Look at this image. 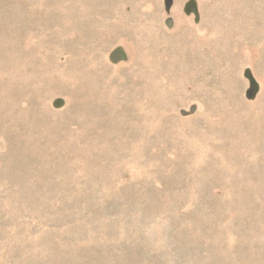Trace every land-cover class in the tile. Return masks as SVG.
<instances>
[{
	"label": "rangeland",
	"instance_id": "obj_1",
	"mask_svg": "<svg viewBox=\"0 0 264 264\" xmlns=\"http://www.w3.org/2000/svg\"><path fill=\"white\" fill-rule=\"evenodd\" d=\"M0 264H264V0H0Z\"/></svg>",
	"mask_w": 264,
	"mask_h": 264
}]
</instances>
